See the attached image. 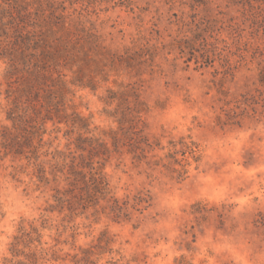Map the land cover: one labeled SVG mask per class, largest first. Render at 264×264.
<instances>
[{"label": "rangeland", "instance_id": "374dc122", "mask_svg": "<svg viewBox=\"0 0 264 264\" xmlns=\"http://www.w3.org/2000/svg\"><path fill=\"white\" fill-rule=\"evenodd\" d=\"M28 1L65 23L72 56L57 55L33 104L44 116L53 90L67 116L45 125L41 180L12 142L25 74L0 59V264H264V0ZM56 151L93 157L124 214L106 200L62 209Z\"/></svg>", "mask_w": 264, "mask_h": 264}, {"label": "trees", "instance_id": "16d2710c", "mask_svg": "<svg viewBox=\"0 0 264 264\" xmlns=\"http://www.w3.org/2000/svg\"><path fill=\"white\" fill-rule=\"evenodd\" d=\"M15 2L16 4H10L8 7L0 4V59L7 60V77L12 79L25 74V79L21 83L22 87L18 91L19 96L14 98L12 113L15 116H10L14 131L24 132V136L22 135L23 139L19 138L22 142H20L18 136L12 142L18 144L22 151L23 148L25 149L28 146L31 156H27V158L35 159L38 162L41 161L42 156L51 154L48 151L46 153L42 152L46 144L44 141L46 123L48 121L56 122V120L58 123L66 121L67 106L64 96L49 89L44 90L45 95H42L47 110L44 116L41 117L39 109L33 102L40 101V91L43 89L44 82L51 80L52 73L54 74V70L59 66L58 63L60 62L57 59L59 56L57 55L61 54L64 60H70L72 56L70 50H66L68 46L65 42H62L64 39H61L60 36V33L66 31L64 22L53 24L55 22L47 21L49 16L42 9V6L33 11L31 10L32 3L28 0H15ZM33 16H36V18ZM52 26H56L57 30H54ZM258 80L264 87V66L259 71ZM62 85L66 86V81H62ZM23 96H26V102H22ZM73 115H75L74 127H77L76 124L79 121L82 123L80 129H88L84 117L76 113ZM29 123L33 124L28 125ZM126 123L128 126L133 125L135 119H130V116L125 114L124 118L119 120L121 130L126 128ZM11 132L12 129L5 127L4 135H10ZM114 139L118 143L119 140L116 135ZM97 142L100 147L107 148L105 140L98 139ZM193 147L197 146L194 144ZM79 149L85 151L83 148ZM141 149L144 153L142 156H145L146 150ZM190 149L191 153H195V150ZM171 157L174 162H170V167H168L174 169L173 165L180 164V162L175 158L174 152ZM77 159H79V162H77ZM46 163L41 161L38 166L41 180L49 182L50 178L48 177L49 172H47ZM49 163L51 164L50 174L53 176V181L56 183L64 182L68 186L64 191L56 189V195L54 196L62 209L68 207L70 211L74 212L80 207H95L101 200H106L111 203L114 215L119 217L124 214L126 208L120 204L117 198L111 196V185L104 174L103 168L96 166L93 157L87 159L84 154H80L76 158V156L71 157L63 151H56ZM138 200L141 203L145 201L140 197H138Z\"/></svg>", "mask_w": 264, "mask_h": 264}]
</instances>
